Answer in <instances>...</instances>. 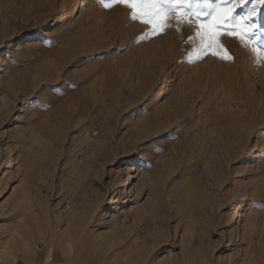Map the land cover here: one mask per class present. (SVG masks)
Listing matches in <instances>:
<instances>
[{
	"label": "rangeland",
	"instance_id": "1",
	"mask_svg": "<svg viewBox=\"0 0 264 264\" xmlns=\"http://www.w3.org/2000/svg\"><path fill=\"white\" fill-rule=\"evenodd\" d=\"M104 2L0 0V264H264V4L223 61Z\"/></svg>",
	"mask_w": 264,
	"mask_h": 264
},
{
	"label": "snow or ice",
	"instance_id": "2",
	"mask_svg": "<svg viewBox=\"0 0 264 264\" xmlns=\"http://www.w3.org/2000/svg\"><path fill=\"white\" fill-rule=\"evenodd\" d=\"M100 3L104 8L112 6L104 0H100ZM113 3L128 8L131 19L148 25L152 34L163 33L173 20L177 25L192 26L195 22V36L189 39L199 41L193 52L197 60L210 54L223 61H231L233 57L222 43V37L227 35L247 47L250 34L257 28L251 21L258 14V4L254 3L240 15L234 14L247 0H216L215 3L211 0H113ZM259 4H264V0H259ZM201 17L206 19L201 20ZM252 44L255 45L254 40ZM252 51L264 54L258 53L255 47Z\"/></svg>",
	"mask_w": 264,
	"mask_h": 264
},
{
	"label": "bare ground",
	"instance_id": "3",
	"mask_svg": "<svg viewBox=\"0 0 264 264\" xmlns=\"http://www.w3.org/2000/svg\"><path fill=\"white\" fill-rule=\"evenodd\" d=\"M75 118V117H74Z\"/></svg>",
	"mask_w": 264,
	"mask_h": 264
}]
</instances>
